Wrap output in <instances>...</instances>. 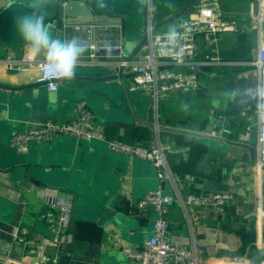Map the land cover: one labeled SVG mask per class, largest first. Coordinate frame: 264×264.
Wrapping results in <instances>:
<instances>
[{"label":"crops","instance_id":"0c3cea01","mask_svg":"<svg viewBox=\"0 0 264 264\" xmlns=\"http://www.w3.org/2000/svg\"><path fill=\"white\" fill-rule=\"evenodd\" d=\"M201 1L90 0V6L102 16L126 17L122 59L136 63L149 28L153 34L178 32ZM206 1L236 30L198 35L187 67L161 66L159 74H194L197 83L159 90L155 100L133 88L119 58H91L80 39L85 51L74 75L48 92L36 83L35 68L46 53L33 57L17 26L38 7L33 0H0V264H52L54 257L58 264H129L122 246L140 247L156 216L151 209L139 212L137 204L161 185L175 199L168 206L167 238L193 251L196 264H251L264 251V168L255 166L258 78L252 66L264 40V6L257 0ZM15 60L24 65L9 69ZM80 101L107 141L166 149L162 184L149 162L111 153L104 142L60 136L29 144L27 151L10 146L13 136L38 124L71 121ZM208 192L233 198L222 213L185 203L191 193ZM50 198L71 203L69 240L59 245L53 243L57 218Z\"/></svg>","mask_w":264,"mask_h":264},{"label":"built area","instance_id":"2783aa9c","mask_svg":"<svg viewBox=\"0 0 264 264\" xmlns=\"http://www.w3.org/2000/svg\"><path fill=\"white\" fill-rule=\"evenodd\" d=\"M263 9L264 2L257 0ZM236 23L221 17L215 4L202 0L196 7L195 15L183 22L179 31H165L153 34L147 31L148 44L144 46L145 53L141 60L132 63L130 60L119 58L117 65L121 70L128 69L132 74L134 89H141L147 95H153L156 100L159 90L170 92L176 89H189L196 86L194 74L175 73L159 74L158 70L164 64L187 67L194 55V42L198 35H215L236 30ZM90 49H93L91 46ZM93 58V54H90ZM26 63L31 65L30 60ZM24 65L23 60H15L9 64V69H18ZM252 66L255 67L258 78V102L255 109L257 118L256 161L258 169L264 168V40H260L255 52ZM39 75L36 83L42 85L48 92L58 89L64 79L56 78L46 67V60L35 63ZM158 80L166 81L160 87ZM75 118L66 123L46 121L32 127L27 132L13 136L10 142L12 148L27 151L28 145L46 143L49 140L67 136L81 141L104 142L111 153L128 155L149 162L156 170L160 182L166 175L165 148L158 146L147 149L138 145H130L118 140L107 141L102 129L95 126L93 113L84 101L77 103ZM233 196L230 192L191 193L186 197L187 205L198 208L224 212ZM175 199L162 191V187L149 191L138 202L137 209L143 212L151 209L155 213L152 235L140 247L122 246L121 253L129 264H196L193 251L170 242L167 238L168 221L166 219L168 206ZM48 206L56 211V221L51 228L54 234L53 243L56 245L69 240L67 226L71 214V203L63 198H50ZM2 264H16L10 259ZM52 264H58L54 257ZM264 264V260L260 263Z\"/></svg>","mask_w":264,"mask_h":264},{"label":"water","instance_id":"95a60500","mask_svg":"<svg viewBox=\"0 0 264 264\" xmlns=\"http://www.w3.org/2000/svg\"><path fill=\"white\" fill-rule=\"evenodd\" d=\"M35 13L43 15L52 36L65 41L83 40L94 57H123L119 38H124L126 17L102 16L94 5L90 6V0H43ZM263 260L264 251H258L251 264H260Z\"/></svg>","mask_w":264,"mask_h":264},{"label":"clouds","instance_id":"9594fccd","mask_svg":"<svg viewBox=\"0 0 264 264\" xmlns=\"http://www.w3.org/2000/svg\"><path fill=\"white\" fill-rule=\"evenodd\" d=\"M11 2L12 0H9V4ZM40 2L41 0H33V5L38 7ZM17 26L33 57L45 52L46 67L51 73L58 79H71L77 61L85 51L83 45L75 38L65 41L52 36L44 24L43 15L33 14L19 17Z\"/></svg>","mask_w":264,"mask_h":264},{"label":"trees","instance_id":"16d2710c","mask_svg":"<svg viewBox=\"0 0 264 264\" xmlns=\"http://www.w3.org/2000/svg\"><path fill=\"white\" fill-rule=\"evenodd\" d=\"M221 58H224L225 56H223V54L220 55Z\"/></svg>","mask_w":264,"mask_h":264},{"label":"rangeland","instance_id":"374dc122","mask_svg":"<svg viewBox=\"0 0 264 264\" xmlns=\"http://www.w3.org/2000/svg\"><path fill=\"white\" fill-rule=\"evenodd\" d=\"M28 1H30V0H28Z\"/></svg>","mask_w":264,"mask_h":264}]
</instances>
